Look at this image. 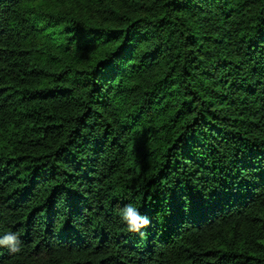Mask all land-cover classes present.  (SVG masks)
<instances>
[{
  "label": "trees",
  "instance_id": "16d2710c",
  "mask_svg": "<svg viewBox=\"0 0 264 264\" xmlns=\"http://www.w3.org/2000/svg\"><path fill=\"white\" fill-rule=\"evenodd\" d=\"M0 224V264H264V0H0Z\"/></svg>",
  "mask_w": 264,
  "mask_h": 264
},
{
  "label": "clouds",
  "instance_id": "9594fccd",
  "mask_svg": "<svg viewBox=\"0 0 264 264\" xmlns=\"http://www.w3.org/2000/svg\"><path fill=\"white\" fill-rule=\"evenodd\" d=\"M119 221L130 234L140 233L142 229L147 228L151 221L148 216L139 211V208L132 203H127L118 209ZM22 240L15 231L4 230L3 224H0V248H7L11 253L21 251Z\"/></svg>",
  "mask_w": 264,
  "mask_h": 264
}]
</instances>
